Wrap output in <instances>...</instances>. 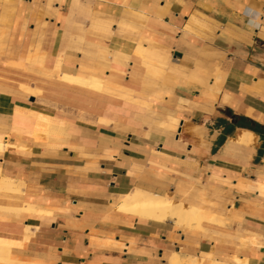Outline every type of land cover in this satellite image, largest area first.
Returning <instances> with one entry per match:
<instances>
[{
  "label": "crops",
  "instance_id": "obj_1",
  "mask_svg": "<svg viewBox=\"0 0 264 264\" xmlns=\"http://www.w3.org/2000/svg\"><path fill=\"white\" fill-rule=\"evenodd\" d=\"M0 138V264H264V0H0Z\"/></svg>",
  "mask_w": 264,
  "mask_h": 264
},
{
  "label": "bare ground",
  "instance_id": "obj_2",
  "mask_svg": "<svg viewBox=\"0 0 264 264\" xmlns=\"http://www.w3.org/2000/svg\"><path fill=\"white\" fill-rule=\"evenodd\" d=\"M59 79L61 83H65L66 81H72L78 84H88L92 87H97V88L100 87V83H101L97 81L95 78L94 79L89 78L87 80H84L77 76H67V75H60ZM252 140H253V135L252 134L250 135L248 133L247 134L243 133L238 138V141L240 143H252ZM6 149H7V145L4 144L0 138V154ZM1 182H2V187H1L2 189H4L5 191L12 190L13 188L11 183L12 181L8 179H2ZM13 186H15L14 183ZM115 207H114L115 210L117 209L120 212L129 213L140 218H145L148 220H153L158 222L171 223L176 226H182L188 229H195V230H197V228L200 227L202 221L211 220L209 216L202 209L196 206L185 207L181 203L173 202L172 199L153 195L151 193L141 190H133L132 192L127 193L124 196V198L116 202ZM12 245L13 243L11 241L0 239V250L5 251L6 257L8 258L7 262H12L14 259L11 257L10 254V248ZM180 261H182L180 257L175 254L172 257L170 264H180L179 263ZM196 262L197 260L194 263L197 264Z\"/></svg>",
  "mask_w": 264,
  "mask_h": 264
},
{
  "label": "rangeland",
  "instance_id": "obj_3",
  "mask_svg": "<svg viewBox=\"0 0 264 264\" xmlns=\"http://www.w3.org/2000/svg\"><path fill=\"white\" fill-rule=\"evenodd\" d=\"M0 255H1L0 258H3V259H0V262H7L8 261V258L6 257L4 250H0Z\"/></svg>",
  "mask_w": 264,
  "mask_h": 264
}]
</instances>
